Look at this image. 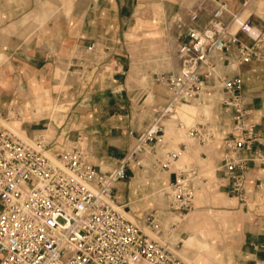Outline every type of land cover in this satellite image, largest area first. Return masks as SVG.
<instances>
[{
  "label": "built area",
  "instance_id": "built-area-1",
  "mask_svg": "<svg viewBox=\"0 0 264 264\" xmlns=\"http://www.w3.org/2000/svg\"><path fill=\"white\" fill-rule=\"evenodd\" d=\"M215 3L206 22H201L200 8L177 22L179 68L162 77L169 101L156 110L117 167L93 164L78 145L49 153L43 134L26 140L7 127L0 131V264H188L147 231H162L158 212L133 221L114 197L116 184L129 177V163L145 167L144 157L150 155L156 167L174 173L167 187L169 207L180 213L195 208L204 173L196 165H176L189 145L160 154L167 144L168 119L202 144L214 141L207 123L188 127L179 118L183 104L232 109L234 124L232 135L223 140L222 166L230 194L264 216V176L250 183L251 165L264 164V151L255 148L261 134L240 72L246 64L264 61V29L232 12L229 0Z\"/></svg>",
  "mask_w": 264,
  "mask_h": 264
},
{
  "label": "crops",
  "instance_id": "crops-1",
  "mask_svg": "<svg viewBox=\"0 0 264 264\" xmlns=\"http://www.w3.org/2000/svg\"><path fill=\"white\" fill-rule=\"evenodd\" d=\"M201 1L194 5L193 0L187 9L200 8L204 23L214 5L208 10ZM229 1L232 12L239 13ZM140 9L150 10V1L0 0V131L6 128L5 122L14 123L27 136L45 135L51 153L78 145L87 150L93 164L103 169L117 167L153 121L156 110L170 98L167 85L166 90H152L146 95L131 77L135 62L132 39L136 11ZM241 37L249 41L246 35ZM240 72L261 134L255 148L264 151V65L246 64ZM57 106L66 109L56 110ZM206 112L210 122L200 123L208 124L214 145L203 144L200 158L188 164L196 165L205 177L200 181L195 207L201 195L214 190L235 199L244 215L227 216L230 233L237 241L231 242V256L223 264H264V216L252 203L244 205L230 194L222 167L227 151L223 140L232 135L233 111L213 105ZM195 148L193 144L187 148L192 157ZM199 159L214 166V177L208 175L210 166ZM144 165L129 163V177L116 184L114 194L116 203L125 209L131 207L133 216L137 217V211L145 213L139 223L159 205V199L153 205L151 202L159 182L152 175L158 169L154 159ZM158 172L168 173L169 183L174 178L172 171ZM251 173L250 183L255 185L264 176V164L252 163ZM167 200L169 203L168 196ZM242 216L244 221L240 223ZM195 234L203 246L209 244L208 234L199 229L185 238L187 246L193 243Z\"/></svg>",
  "mask_w": 264,
  "mask_h": 264
},
{
  "label": "rangeland",
  "instance_id": "rangeland-1",
  "mask_svg": "<svg viewBox=\"0 0 264 264\" xmlns=\"http://www.w3.org/2000/svg\"><path fill=\"white\" fill-rule=\"evenodd\" d=\"M150 10H137L135 18V32L133 34L135 62L131 72V77L140 86L141 93L146 90V95L151 94L152 90L159 91L166 88L162 77L170 71L177 69L179 61L177 57V49L179 45V28L177 20H185L188 14L187 6H191L193 0H149ZM178 1V2H176ZM163 2V3H162ZM200 0H194V5ZM205 2V3H204ZM235 6V11H239L244 17L249 19L258 28L264 29V0H232ZM247 2V4H245ZM165 3V4H164ZM210 10L215 0H202ZM264 65V62H261ZM166 90V89H165ZM245 94V93H244ZM246 96V95H245ZM191 106L185 105L179 110L184 114H191L195 120H188L182 117L180 113L179 118L183 120L188 127L195 126L200 122H210V115L207 114V109L212 105L201 103H190ZM252 109V107L250 106ZM66 109V106H57L56 110ZM253 111V109H252ZM179 112V111H178ZM254 112V111H253ZM252 112V118L253 117ZM255 120V119H254ZM256 121V120H255ZM257 122V121H256ZM234 118L232 116V128ZM176 122L167 124L166 146L160 148L161 151H167L172 147L178 148L180 143L186 142L189 145L197 146L195 148L194 157L191 156L190 150L182 153L177 166L184 167L191 162H196L200 158V153L203 151V144L198 140L190 137L185 129H179ZM5 126L13 130L16 134L26 140H31L33 136H27L14 123L5 122ZM35 136V135H34ZM213 146L214 143H209ZM51 153V152H49ZM153 156L146 155L144 163L148 165L153 160ZM205 166H210L208 175L214 177V166L207 160L199 159ZM155 166V165H154ZM156 171H160L156 167ZM155 172L152 177L159 179L158 188L152 191L156 192L153 195L152 205L156 199H159V205L152 207L153 210L159 211L161 215V222L163 224L162 231L156 233L147 228V231L160 240L170 249L176 251L180 257L188 264H223L231 256L230 244L236 242L237 237L230 233L229 221L227 216L244 215L241 208L238 207L235 199H231L228 195L220 193L219 190L206 192L198 199L196 207L191 211L180 213L172 210L167 202L169 180L165 174ZM155 180V181H157ZM134 206V205H131ZM131 207L127 208L128 216L136 222L141 220L145 213L137 211V217L133 216L129 211ZM150 209L149 211H151ZM261 213L262 210L256 208ZM242 216L240 223H243ZM193 225L196 226L194 230ZM207 233V238L210 241L208 245L203 246L197 240V234L194 235V240L191 245L187 246L186 237L198 230ZM198 236L202 238L201 234Z\"/></svg>",
  "mask_w": 264,
  "mask_h": 264
},
{
  "label": "bare ground",
  "instance_id": "bare-ground-1",
  "mask_svg": "<svg viewBox=\"0 0 264 264\" xmlns=\"http://www.w3.org/2000/svg\"><path fill=\"white\" fill-rule=\"evenodd\" d=\"M185 105H188V106H191L192 104H183V105H181V106H179L178 107V113H180L181 115H182V117H184V118H187L188 120H192V119H194L195 120V118H194V116H192L191 114H184V113H182L179 109L181 108V107H183V106H185ZM127 212V211H126ZM127 214H128V212H127Z\"/></svg>",
  "mask_w": 264,
  "mask_h": 264
}]
</instances>
